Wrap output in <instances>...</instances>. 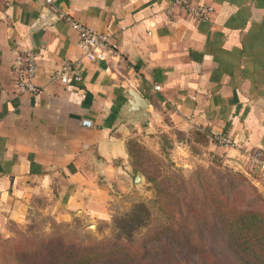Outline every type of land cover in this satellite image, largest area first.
I'll use <instances>...</instances> for the list:
<instances>
[{
	"label": "crops",
	"instance_id": "0c3cea01",
	"mask_svg": "<svg viewBox=\"0 0 264 264\" xmlns=\"http://www.w3.org/2000/svg\"><path fill=\"white\" fill-rule=\"evenodd\" d=\"M173 2L0 0V232L36 203L60 223L108 220L115 188L132 183V154L141 146L158 154L163 134L178 159L215 154L264 185V171L244 155L260 151L264 160V0H205L215 10L208 23L168 15ZM47 9L57 21L36 27ZM66 16L109 33L117 56L84 58ZM27 53L44 87L38 99L16 87L15 59ZM76 60L81 82L48 84ZM130 90L150 105L147 120L122 110ZM214 134L237 148L215 143Z\"/></svg>",
	"mask_w": 264,
	"mask_h": 264
},
{
	"label": "rangeland",
	"instance_id": "374dc122",
	"mask_svg": "<svg viewBox=\"0 0 264 264\" xmlns=\"http://www.w3.org/2000/svg\"><path fill=\"white\" fill-rule=\"evenodd\" d=\"M156 142L161 147L158 154L148 147L139 148L135 163L138 169L131 175L132 183L127 189L115 188L114 197L109 202L108 220L76 216L60 223L41 211L42 203H36L38 209L32 210L23 222L10 221L6 230L0 232V264H32L36 257L33 250L43 251L45 257H49L68 244L106 240L124 243L137 253L142 248L146 252L151 250L148 257H137V264H239L227 245L211 233L214 230L208 227V232L202 234L204 224L199 225L201 219L194 218L196 213L201 214L202 206L197 178L201 174L199 179L211 181L221 194L233 195L244 189L256 191L263 203L250 193L246 197L245 209L261 207L262 211L264 185L248 176L238 165H225L223 157L215 154L203 155L194 150L193 161H189L192 155L178 159L179 154L171 153L174 145L167 134L159 136ZM137 174L143 177L139 186L133 182ZM160 189L180 200L182 206H174L170 214H163L155 204L163 196ZM171 215L174 216L172 220ZM163 225L172 226L179 234L192 229L194 251L180 249L177 245L171 248L163 241L164 237L160 242L143 240L147 235L153 236Z\"/></svg>",
	"mask_w": 264,
	"mask_h": 264
},
{
	"label": "trees",
	"instance_id": "16d2710c",
	"mask_svg": "<svg viewBox=\"0 0 264 264\" xmlns=\"http://www.w3.org/2000/svg\"><path fill=\"white\" fill-rule=\"evenodd\" d=\"M139 148L135 149V155L132 154L135 159H138ZM136 169L138 167H135L134 171ZM201 176L200 174L197 178L201 192L199 198L202 205L201 214L196 213L194 218L201 219L199 225L204 224L205 231L202 230V234L208 232V227L213 229L214 232L211 233L213 235L215 233L227 245L239 264H264V211L261 207L245 209L247 195L251 193L263 203L260 195L256 191L252 192V189L239 190L233 195L221 194L211 181L199 179ZM160 194L163 196L155 201V204L163 214H170L174 206H182L180 200L161 189ZM179 214L182 215L181 212ZM170 218L172 220L174 216L171 215ZM183 232L184 234H179L172 226L163 225L153 236L147 235L143 240L149 243L160 242L164 237L163 241L168 242L171 248L177 245L180 249L194 251L192 229ZM150 253L151 250L146 252L143 248L137 253L124 243L106 240L78 245L68 244L66 248H60L57 254L49 257H45L43 251L41 253L33 250V255L36 257L32 264H137L135 262L137 257L144 259Z\"/></svg>",
	"mask_w": 264,
	"mask_h": 264
},
{
	"label": "built area",
	"instance_id": "2783aa9c",
	"mask_svg": "<svg viewBox=\"0 0 264 264\" xmlns=\"http://www.w3.org/2000/svg\"><path fill=\"white\" fill-rule=\"evenodd\" d=\"M53 1L46 0V3L52 4ZM167 12L171 16L177 13H184L197 22L208 23L211 21L215 10L205 0H174ZM64 19L68 25L78 32L79 47L84 58L92 62H108L109 59L117 56V46L109 33H98L94 28L83 25L69 16ZM13 70L19 94L38 99L42 95L44 87L39 86L36 82L38 64L35 55L33 53L17 55ZM82 80V70L79 61L76 60L66 62L59 71L53 73L49 78L48 84L68 86L72 83H79ZM82 124L87 128L92 127V122L88 120L83 121ZM213 140L226 148H237L236 144L224 134H214ZM244 155L251 164L264 171V160L260 151H246Z\"/></svg>",
	"mask_w": 264,
	"mask_h": 264
},
{
	"label": "water",
	"instance_id": "95a60500",
	"mask_svg": "<svg viewBox=\"0 0 264 264\" xmlns=\"http://www.w3.org/2000/svg\"><path fill=\"white\" fill-rule=\"evenodd\" d=\"M52 21H57V17L51 10L47 9L45 11V15L42 17V24L37 25L36 27H40L42 25L51 24ZM129 100L126 105L122 108L123 111L132 114V117H139L141 119L147 120L148 112L151 110L150 105L146 101V99L137 91L130 90L129 91ZM260 104L264 106V100L260 101ZM143 183V177L140 174L136 175L135 185L139 186Z\"/></svg>",
	"mask_w": 264,
	"mask_h": 264
}]
</instances>
